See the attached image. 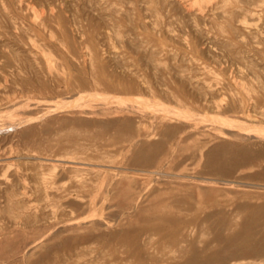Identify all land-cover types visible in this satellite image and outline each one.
<instances>
[{"label": "rangeland", "instance_id": "374dc122", "mask_svg": "<svg viewBox=\"0 0 264 264\" xmlns=\"http://www.w3.org/2000/svg\"><path fill=\"white\" fill-rule=\"evenodd\" d=\"M263 132L264 0H0V264H264Z\"/></svg>", "mask_w": 264, "mask_h": 264}, {"label": "bare ground", "instance_id": "6f19581e", "mask_svg": "<svg viewBox=\"0 0 264 264\" xmlns=\"http://www.w3.org/2000/svg\"><path fill=\"white\" fill-rule=\"evenodd\" d=\"M237 3H238V2H237ZM248 3H249V2H248ZM251 4H252V3H251ZM221 8H223V7H221ZM248 12H249V11H248ZM238 14H239V13H238ZM161 16H162V15H161ZM159 18H160V17H159ZM161 18H162V17H161ZM156 19H157V18H156ZM256 30H257V29H256ZM231 45H232V44H231ZM251 45H252V44H251ZM243 49H244V48H243ZM244 50H245V49H244ZM260 56H261V55H260ZM231 57H232V56H231ZM233 59H234V58H233ZM251 63H252V62H251ZM257 73H258V72H257ZM117 84H118V83H117ZM218 87H219V86H218ZM238 88H239V87H238ZM219 93H220V92H219ZM237 94H238V93H237ZM124 95H125V94H124ZM122 97H123V96H122ZM113 98H114V97H113ZM95 99H96V98H95ZM130 99H131V98H130ZM127 100H128V99H127ZM127 100H126V101H127ZM143 100H144V99H143ZM128 101H129V100H128ZM120 102H122V101L120 100ZM120 102H119V103H120ZM134 103H135V102H134ZM136 103H137V102H136ZM122 104H123V103H122ZM126 104H127V103H126ZM192 104H193V103H192ZM124 105H125V104H124ZM119 106H120V105H119ZM134 106H135V104H134ZM139 106H140V105H139ZM126 107H127V106H126ZM128 107H129V106H128ZM132 107H133V106H132ZM163 107H164V106H163ZM64 108H65V107H64ZM64 108H62V109H64ZM159 108H160V107H159ZM165 108H166V107H165ZM165 108H164V109H165ZM167 108H168V106H167ZM66 109H67V108H66ZM126 110H127V109H126ZM134 110H135V109H134ZM155 110H157V109H155ZM159 110H160V109H159ZM59 111H62V110H59ZM135 111H136V110H135ZM138 111H139V110H138ZM143 111H144V110H143ZM160 111H161V110H160ZM160 111H159V113H160ZM200 111H201V110H200ZM161 112H162V111H161ZM175 112H176V111H175ZM178 112H179V111H178ZM183 112H184V111H183ZM47 113H48V112H47ZM180 113H182V111H180ZM136 114H137V113H136ZM164 114H165V113H164ZM167 114H168V113H167ZM167 114H166V115H167ZM183 114H184V113H182V114H180V115L183 116ZM185 114H187V113H185ZM185 114H184V117H185ZM45 115H46V114H45ZM160 115H163V114H160ZM168 115H169V114H168ZM204 115H205V114H204ZM204 115H203V116H204ZM247 115H248V114H247ZM174 116H175V115H174ZM187 116H188V114H187ZM199 116H200V115H199ZM107 117H108V116H107ZM167 117H168V116H167ZM176 117H177V116H176ZM179 117H180V116H179ZM193 117H195V116L193 115ZM196 117H197V115H196ZM209 117H210V116H209ZM219 117H220V116H219ZM219 117H217V118H219ZM39 118H40V117H39ZM164 118H165V117H164ZM173 118H174V117H173ZM204 118H205V117H204ZM110 119H111V118H110ZM165 119H166V118H165ZM189 119H190V118H189ZM210 119H211V118H210ZM201 120H202V119H201ZM216 120H217V119H216ZM74 121H75V120H74ZM181 121H182V120H181ZM222 121H223V120H222ZM107 122H108V121H107ZM188 122H189V121H188ZM191 122H192V121H191ZM194 122H195V121H194ZM225 122H226V123H224L225 125L228 124L227 121H225ZM198 123H199V122H198ZM205 123H206V122H205ZM212 123H213V122H212ZM217 123H218V122H217ZM217 123H216V124H217ZM21 124H22V123H21ZM28 124H29V123H28ZM195 124H196V123H195ZM220 124H221V123H220ZM222 124H223V123H222ZM230 124H232V125H230ZM230 124H228V125L233 126V123H230ZM153 125H154V124H153ZM234 125H235V124H234ZM16 126H17V125H16ZM18 126H19V125H18ZM20 126H21V125H20ZM20 126H19V127H20ZM22 126H24V124H23ZM109 126H110V125H109ZM203 126H204V125H203ZM217 126H219V125H217ZM243 126H244V125H243ZM76 127H77V126H76ZM221 127H222V126H221ZM226 127H227V126H226ZM234 127H235V126H234ZM239 127H240V126H239ZM236 128H237V127H236ZM245 128H246V127H245ZM248 128H249V127H248ZM120 129H121V128H120ZM233 129H234V128H233ZM243 129H244V127H243ZM246 129H247V128H246ZM234 130H235V129H234ZM250 130H251V129H250ZM82 131H84V130H82ZM262 131H263V130H262ZM241 132H242V131H241ZM257 132H258V131H257ZM257 132H256V133H257ZM203 133H204V132H203ZM261 133H262V132H261ZM91 134H92V133H91ZM224 134H225V133H224ZM263 134H264V132H263ZM263 134H262V135H263ZM237 135H238V134H237ZM255 135H257V134H255ZM66 136H67V135H66ZM260 136H261V135H260ZM129 137H130V136H129ZM235 139H236V138H235ZM131 141H132V140H131ZM229 142H230V141H229ZM89 143H90V142H89ZM103 143H104V142H103ZM108 143H109V142H108ZM122 143H123V142H122ZM90 145H91V144H90ZM125 145H126V144H125ZM125 145H123V146H125ZM127 147H128V146H127ZM127 147H126V148H127ZM215 147H216V146H215ZM255 147H256V146H255ZM257 147H258V146H257ZM152 148H153V147H152ZM156 148H157V147H156ZM158 149H159V148H158ZM160 149H161V148H160ZM166 149H167V148H166ZM255 150H256V149H255ZM168 151H169V150H168ZM177 152H178V151H177ZM198 152H200V151H198ZM132 153H133V152H132ZM206 153H207V152H206ZM115 154H116V153H115ZM149 154H150V153H149ZM149 154H148V155H149ZM260 155H261V154H260ZM133 157H134V156H133ZM141 157H142V156H141ZM152 157H153V156H152ZM154 157H155V155H154ZM205 160H206V159H205ZM121 161H122V160H121ZM137 161H138V160H137ZM201 161H202V160H201ZM140 162H141V161H140ZM120 170H121V169H120ZM90 172H91V171H90ZM116 172H117V171H116ZM120 173H121V172H120ZM138 174H139V173H138ZM159 174H160V173H159ZM94 176H95V175H94ZM159 177H160V176H159ZM207 178H208V177H207ZM99 180H100V179H99ZM118 180H119V179H118ZM174 180H175V179H174ZM187 180H188V179H187ZM209 180H210V179H209ZM213 180H214V179H213ZM91 181H92V180H91ZM193 181H194V180H193ZM204 181H205V180H204ZM144 182H145V181H144ZM206 182H207V181H206ZM210 183H211V182H210ZM98 184H100V183H98ZM98 184H97V185H98ZM197 184H199V183H197ZM252 184H253V183H252ZM117 185H118V184H117ZM208 185H209V184H208ZM131 186H132V185H131ZM212 186H213V185H212ZM99 187H100V186H99ZM117 187H118V186H117ZM222 188H223V187H222ZM234 188H235V186H234ZM236 188H237V187H236ZM240 189H241V188H240ZM238 190H239V189H238ZM203 192H204V191H203ZM4 193H5V192H4ZM146 193H147V192H146ZM6 196H7V195H6ZM118 197H119V196H118ZM7 198H8V197H7ZM167 198H168V196H167ZM117 199H118V198H117ZM257 199H258V198H257ZM202 203H203V202H202ZM173 204H174V203H173ZM19 206H20V204H19ZM96 207H97V206H96ZM23 209H24V208H23ZM101 209H102V208H101ZM29 211H30V210H29ZM21 212H22V211H21ZM21 212H20V213H21ZM32 212H33V211H32ZM164 212H165V211H164ZM71 214H72V213H71ZM100 214H101V213H100ZM160 214H161V213H160ZM160 214H158V215H160ZM68 215H69V214H68ZM156 216H157V215H156ZM161 216H162V215H161ZM153 217H154V216H153ZM157 217L160 219L159 216H157ZM163 217H164V216H163ZM100 219H101V218H100ZM161 219H163V218H161ZM161 219H160V220H161ZM167 219H169V218H167ZM92 220H94V219H92ZM81 221H82V220H81ZM85 221H86V220H85ZM107 221H108V220H107ZM156 221H158V220L156 219ZM162 221H163V220H162ZM166 221H168V220H166ZM166 221H165V222L163 221L164 223L162 222L163 225H165V223H167ZM173 221H174V220H173ZM71 222H72V221H71ZM26 223H27V222H26ZM180 223H181V222H180ZM212 223H213V222H212ZM128 224H129V223H128ZM128 224H127V225H128ZM154 225H155V224H154ZM154 225H153V226H154ZM163 225H161V226H163ZM54 226H55V225H54ZM94 226H95V225H94ZM153 226H152V227H153ZM155 226H157V225H155ZM155 226H154V227H155ZM218 226H219V225H218ZM181 227H182V226H181ZM159 228H160V226H159ZM182 228H183V227H182ZM182 228H181V229H182ZM58 229H59V228H58ZM152 229L154 230L155 228H152ZM152 229H151V230H152ZM157 229H158V227H157L155 230L157 231ZM163 229H164V226H163ZM165 229H167V226H166V225H165ZM175 229H176V231L178 232V229H179V228H178V229L175 228ZM158 230H159V229H158ZM167 230H168V229H167ZM167 230H166V232H167ZM179 230H180V229H179ZM182 230H183V229H182ZM186 230H187V233H188V229L185 228V229L183 230V233H182V234H184V231H186ZM49 231H50V230H49ZM156 231H153V232H156ZM159 231H160V230H159ZM159 231H157V232H159ZM229 231H230V230H229ZM172 232H173V231H172ZM174 233H175V231H174ZM180 233H181V231H180ZM185 233H186V232H185ZM50 234H51V233H50ZM161 234H163V233H161ZM172 234H173V233H172ZM174 235H175V234H174ZM184 235H185V234H184ZM47 236H48V235H47ZM187 236H188V235H186V237H187ZM173 238H174V237H173ZM183 238H185V237H183ZM183 238H182V239H183ZM245 238H246V237H245ZM44 239H45V238H44ZM240 239H241V238H240ZM174 240H175V238H174ZM179 240H181L180 237H179ZM184 240H185V239H184ZM186 240H187V239H186ZM245 240H246V239H245ZM245 240H244V241H245ZM155 241H156V240H155ZM242 241H243V240H242ZM36 242H37V241H36ZM173 242L176 243V241H173ZM181 242H182V241H181ZM181 242H180V244H181ZM105 243H106V242H105ZM34 244H35V243H34ZM100 244H101V243H100ZM115 244H116V243H115ZM171 244H172V243H171ZM176 244H177V243H176ZM180 244H179V246H180ZM190 244H191V243H190ZM121 245H122V244H121ZM174 246H175V245H174ZM190 246H191V245H190ZM207 246H208V245H207ZM29 247H30V246H29ZM172 247H173V246H172ZM177 247H178V246H177ZM181 247H182V245H181ZM181 247L179 248V250L181 249ZM174 248H175V247H174ZM174 248H173V249H174ZM187 248H188V247H187ZM187 248H185V250H186ZM103 249H104V248H103ZM163 249H164V248H163ZM188 250H189V249H188ZM180 251L183 252L182 249H181ZM186 251H187V250H186ZM105 252H106V251H105ZM151 252H152V251H151ZM177 252H178V250H177ZM182 252H180V253H182ZM184 252H185V251H184ZM184 252H183V253H184ZM183 253H182V254H183ZM174 254H175V253H174ZM186 254H187V253H186ZM186 254H184V255H185V256H188V255H186ZM104 255H105V254H104ZM205 255H206V254H205ZM205 255H204V256H205ZM23 256H24V255H23ZM23 256H22V257H23ZM192 257H193V256H192ZM72 259H73V258H72ZM188 259H189V258H188ZM192 259H193V258H192ZM261 260H263V259H261ZM187 261H188V260H187ZM2 263H3V262H2ZM252 263H253V262H252ZM60 264H61V263H60Z\"/></svg>", "mask_w": 264, "mask_h": 264}]
</instances>
